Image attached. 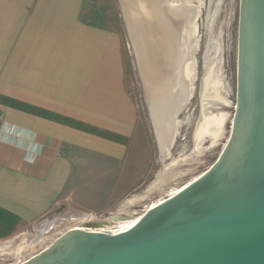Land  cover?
Here are the masks:
<instances>
[{
    "label": "crops",
    "instance_id": "1",
    "mask_svg": "<svg viewBox=\"0 0 264 264\" xmlns=\"http://www.w3.org/2000/svg\"><path fill=\"white\" fill-rule=\"evenodd\" d=\"M84 3L0 0V242L45 235L63 207L103 211L151 172L121 36Z\"/></svg>",
    "mask_w": 264,
    "mask_h": 264
},
{
    "label": "water",
    "instance_id": "2",
    "mask_svg": "<svg viewBox=\"0 0 264 264\" xmlns=\"http://www.w3.org/2000/svg\"><path fill=\"white\" fill-rule=\"evenodd\" d=\"M237 66L231 133L207 171L144 212L71 228L21 264H264V0H240Z\"/></svg>",
    "mask_w": 264,
    "mask_h": 264
},
{
    "label": "rangeland",
    "instance_id": "3",
    "mask_svg": "<svg viewBox=\"0 0 264 264\" xmlns=\"http://www.w3.org/2000/svg\"><path fill=\"white\" fill-rule=\"evenodd\" d=\"M202 2L200 16L197 19V38L198 50L195 53L197 66L196 80L194 83V93L186 107L178 114L181 122L177 137L170 148L167 158L162 157L160 148L157 145L156 138L149 116L147 97L145 86L139 72V66L133 51L131 41L129 39L126 25L120 10L118 0H85L82 18L94 27H99L109 31H117L122 40V50L127 67V88L133 97L139 111V122L143 127L144 135H146L152 146V168L146 183L131 193L120 203L112 205L103 211H82L67 210L63 207L55 215L57 217L53 227L48 232L37 237L35 233L17 234L8 240L0 242V247L5 248V252L0 254V264H21L33 256L37 255L47 247H49L55 239H57L65 231L81 226L86 221H106L120 213H141L144 212L152 201L165 196L168 190L178 187L182 183H189L202 175L209 169L218 159L223 151L232 127V118L235 112L236 89H237V64H238V27H239V9L240 0H194V4L199 5ZM211 14H215L214 21L208 25V19ZM210 26V27H209ZM210 38L216 40L221 49V56L224 66V82L223 87L227 90L224 95L225 100H212L210 102V113L222 114L223 135L215 142L209 136H203L200 146L202 153L198 155L194 161L191 154L194 153L196 147V135L198 125L201 121L202 107V87L204 76L206 74V52L210 42ZM217 86V83H214ZM215 86V87H216ZM221 103V104H220ZM141 132V131H140ZM190 156V157H189ZM186 158L185 162L194 163L196 165L189 174L184 177L181 182H173L170 186L157 187L151 194L141 201H132L126 205H122L127 198L144 192L149 185L156 180L158 173L165 165L171 164L175 159ZM188 169H183L180 175H185ZM160 188V189H159ZM164 193L161 195V190ZM181 189V187H180ZM123 207V208H122ZM60 216V217H59ZM28 244V245H27ZM6 246V247H5Z\"/></svg>",
    "mask_w": 264,
    "mask_h": 264
},
{
    "label": "bare ground",
    "instance_id": "4",
    "mask_svg": "<svg viewBox=\"0 0 264 264\" xmlns=\"http://www.w3.org/2000/svg\"><path fill=\"white\" fill-rule=\"evenodd\" d=\"M201 7L202 2L196 5L194 0H125V16L131 28L137 63L164 160L169 156L170 148L178 134L181 124L178 114L186 107L194 93L197 74L195 53L199 44L197 19L200 16ZM214 16L215 14H211L208 19V25L211 27ZM208 46L207 69L202 87L203 113L198 125L195 151L191 157L189 156L194 161L200 152L202 153L200 146L203 136H209L215 142L223 135L224 116L209 112L214 105L213 103L210 107L212 100L221 98L226 103L224 95L228 92L223 87L225 84H223L225 78L223 59L216 40L210 38ZM214 83H217V86ZM185 160L186 158L175 159L171 164L164 165L156 180L144 192L133 195L122 205L141 201L157 187L170 186L171 183L182 180L196 165V162L188 164L182 162ZM183 169H188V172L180 175ZM187 184L185 182L175 189L168 190L165 196L153 200L147 210L162 203ZM163 193L164 189L161 190V195ZM136 214L138 213L126 215ZM77 227L79 226L74 229ZM4 252L5 248L0 247V254Z\"/></svg>",
    "mask_w": 264,
    "mask_h": 264
},
{
    "label": "built area",
    "instance_id": "5",
    "mask_svg": "<svg viewBox=\"0 0 264 264\" xmlns=\"http://www.w3.org/2000/svg\"><path fill=\"white\" fill-rule=\"evenodd\" d=\"M8 133L11 134V135H14L17 138H19V137H21L22 135L25 134L20 128H17L15 126H11L9 131H8Z\"/></svg>",
    "mask_w": 264,
    "mask_h": 264
},
{
    "label": "flooded vegetation",
    "instance_id": "6",
    "mask_svg": "<svg viewBox=\"0 0 264 264\" xmlns=\"http://www.w3.org/2000/svg\"><path fill=\"white\" fill-rule=\"evenodd\" d=\"M194 166H195V165H194ZM174 189H175V188H174ZM116 221H117V220H113V221H111V223H112L113 226H115ZM105 222H107V221H105ZM109 223H110V222H109ZM104 225H107V223L104 224ZM98 226H101V223H100V222L97 223L96 227H98Z\"/></svg>",
    "mask_w": 264,
    "mask_h": 264
}]
</instances>
